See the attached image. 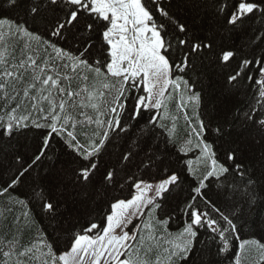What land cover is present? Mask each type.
<instances>
[{
    "label": "snow or ice",
    "instance_id": "snow-or-ice-1",
    "mask_svg": "<svg viewBox=\"0 0 264 264\" xmlns=\"http://www.w3.org/2000/svg\"><path fill=\"white\" fill-rule=\"evenodd\" d=\"M0 9L15 14L0 17V264H248L253 247L264 264V237L241 239L249 217L264 224V0ZM213 68L223 95L209 100L197 85ZM170 90L183 138L159 115ZM33 202L63 250L43 229L24 242L34 222L14 209Z\"/></svg>",
    "mask_w": 264,
    "mask_h": 264
},
{
    "label": "trees",
    "instance_id": "trees-1",
    "mask_svg": "<svg viewBox=\"0 0 264 264\" xmlns=\"http://www.w3.org/2000/svg\"><path fill=\"white\" fill-rule=\"evenodd\" d=\"M3 16H12L15 17L14 13L11 12H7L5 10L0 9V17ZM161 20L163 18H160ZM247 27V25H246ZM7 28L8 26L5 25L3 28V32L5 37L7 38ZM243 37H234L233 39L235 40V43L239 44L241 39ZM8 43H12L11 41H8ZM233 41H228L225 45V47H230L232 45ZM3 46H5V42L4 41H0V48H2ZM9 51H11V49H9ZM16 55L19 57L21 55L19 48L16 49ZM235 64V61H233V65ZM222 77H223V73L220 71L219 68H213L211 69L207 76L205 78H203L201 80V83L197 85V89H201L203 88L204 90H206L207 95H208V99L209 100H216L219 97H222L223 95V87H222ZM172 92V98H166L167 101V105L164 109H161L159 111V115L161 117H163L162 122L167 124L169 127L172 126L173 123H175L176 125V129H177V134L180 138H182L184 136V132L186 130V126H185V121H184V117H183V113L179 110V108L177 107L178 104V98H177V93H175L174 90H170ZM0 95H2V93H0ZM111 97H109L110 99ZM236 100H244L246 99V97L243 95V90L241 91L240 94H238L235 97ZM129 104H131V101H129ZM210 105H209V110H210ZM89 112V114H93L91 112V110H87ZM191 114V110L190 113ZM144 118L147 119L150 115V113L145 112L144 114ZM177 117V119L175 121H173L171 119V117ZM26 144H31V133L29 134V139H27L26 141H24ZM57 148L59 147V145L56 146ZM69 159L66 156H61V160L65 161ZM47 163V162H46ZM139 175V174H138ZM36 176V172H33V177ZM32 180H29L27 182H25V184L20 185L17 190H16V195H20L22 193H30L31 192V185H32ZM131 189L129 188H125L124 191H117L114 192L112 195L115 197H118L120 199L123 198H130V193H131ZM21 198H27L26 196L21 195ZM0 204H2V202H0ZM104 210V206L101 207V212H103ZM24 211H28L29 212V218L27 221H25L26 223H32L34 222V227H30L28 229H26L24 231L23 234V240L25 243H29L31 241H34L38 234L39 231L41 229H43L44 231L47 232L48 234V238L50 240L56 239L57 236H59V240H58V245L59 248L61 250H63L64 246H65V241L67 239V234L66 233H59V232H54L51 225L49 224L48 219L45 217L44 213L42 212V209L39 207V203L38 202H33L29 208H24L23 206L17 205L14 209V214L17 216H22V213ZM163 213H161L162 215ZM93 215H96L95 213ZM11 219V217H9ZM147 220V217H145V221ZM0 221H2V217H0ZM141 223V227L143 226V222ZM180 223L178 221H172L171 225H170V231L175 233L179 230L180 228ZM79 230V229H77ZM262 237H264V224L261 223V220L259 217H249L248 221L246 224H244V226L241 229V239H261ZM262 242H264V239H262ZM129 244H132V241H129ZM259 257V253L258 251L253 247L249 249V253H248V264H253V262L255 260H257Z\"/></svg>",
    "mask_w": 264,
    "mask_h": 264
},
{
    "label": "rangeland",
    "instance_id": "rangeland-1",
    "mask_svg": "<svg viewBox=\"0 0 264 264\" xmlns=\"http://www.w3.org/2000/svg\"><path fill=\"white\" fill-rule=\"evenodd\" d=\"M177 98H178V100L180 99V96L179 95H177ZM166 105H167V101H165V107H166ZM165 107H163L162 109H164ZM190 113V112H189ZM183 138V137H182Z\"/></svg>",
    "mask_w": 264,
    "mask_h": 264
}]
</instances>
